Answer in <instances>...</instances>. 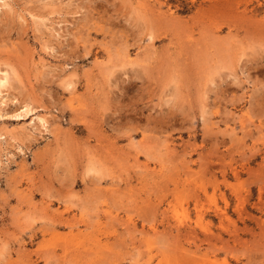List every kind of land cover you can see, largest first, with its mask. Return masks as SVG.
Listing matches in <instances>:
<instances>
[{
	"label": "rangeland",
	"instance_id": "rangeland-1",
	"mask_svg": "<svg viewBox=\"0 0 264 264\" xmlns=\"http://www.w3.org/2000/svg\"><path fill=\"white\" fill-rule=\"evenodd\" d=\"M0 3V264H264V0Z\"/></svg>",
	"mask_w": 264,
	"mask_h": 264
},
{
	"label": "bare ground",
	"instance_id": "bare-ground-1",
	"mask_svg": "<svg viewBox=\"0 0 264 264\" xmlns=\"http://www.w3.org/2000/svg\"><path fill=\"white\" fill-rule=\"evenodd\" d=\"M2 7H6V4L0 3V9ZM14 75H15V71L12 68H8L6 70L1 69V71H0V111L4 106H6V98L7 97L2 96L3 91L6 89H9L11 87L13 79H14ZM28 112H30V110H28V111L23 110V112H20L18 114V116L22 117L23 113H28ZM42 123H43L44 127H47L46 122H42Z\"/></svg>",
	"mask_w": 264,
	"mask_h": 264
}]
</instances>
